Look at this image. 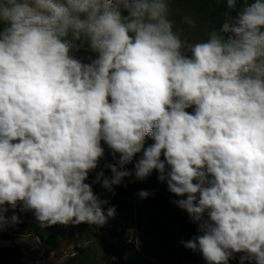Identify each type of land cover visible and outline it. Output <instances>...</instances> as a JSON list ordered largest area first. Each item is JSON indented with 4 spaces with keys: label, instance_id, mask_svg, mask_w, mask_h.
I'll list each match as a JSON object with an SVG mask.
<instances>
[{
    "label": "clouds",
    "instance_id": "obj_1",
    "mask_svg": "<svg viewBox=\"0 0 264 264\" xmlns=\"http://www.w3.org/2000/svg\"><path fill=\"white\" fill-rule=\"evenodd\" d=\"M226 3L193 43L169 0H0V230L18 205L42 228L114 218L86 182L103 141L119 159L93 183L114 195L155 170L198 224L185 248L264 264V0ZM84 41L91 63L71 54Z\"/></svg>",
    "mask_w": 264,
    "mask_h": 264
},
{
    "label": "rangeland",
    "instance_id": "obj_2",
    "mask_svg": "<svg viewBox=\"0 0 264 264\" xmlns=\"http://www.w3.org/2000/svg\"><path fill=\"white\" fill-rule=\"evenodd\" d=\"M226 0H169L170 16L175 29H182V39L198 42L207 39L213 29L219 30L223 16L213 13L214 8L223 5ZM254 0H247L252 3ZM239 9L245 6V0H237ZM185 17L195 21V26L185 22ZM0 24V29L3 28ZM75 58L84 63V53L73 51ZM95 60L99 53L95 51ZM190 54V53H189ZM93 60L86 63H91ZM194 113L195 106L187 109ZM105 153L98 167L89 173V184L101 199H107L115 206L116 215L103 226L86 223L54 225L42 228L30 211H21L17 206L15 213L19 223H9L0 230V249L10 252L14 264H207L199 251L183 246L181 241H188L200 235L198 225L196 232L184 239V222L189 220L186 210L168 212L172 201L186 197H177L168 190L167 182L145 184L135 176L125 177L118 186H113L114 195L93 183L98 172L103 171L110 178L111 170L107 164H115L119 158L112 160V150L101 141ZM134 163L125 165L134 171ZM154 171V170H153ZM155 173V172H154ZM156 174V173H155ZM147 178V177H146ZM145 178V179H146ZM210 178V177H209ZM144 179V181H145ZM141 190L148 191L146 198L139 197ZM174 196L173 199L171 197ZM13 215L9 208L7 217ZM174 217V223L170 219ZM243 253H235L229 264H240ZM244 264H249L245 261ZM254 264V262H252Z\"/></svg>",
    "mask_w": 264,
    "mask_h": 264
},
{
    "label": "trees",
    "instance_id": "obj_3",
    "mask_svg": "<svg viewBox=\"0 0 264 264\" xmlns=\"http://www.w3.org/2000/svg\"><path fill=\"white\" fill-rule=\"evenodd\" d=\"M239 8V5L237 4V10ZM227 9V3L225 2L223 5L217 7V8H214L213 10V13L215 15H218V16H223V13L226 11ZM235 14V13H233ZM77 43H80V42H77ZM80 52L84 53V63L88 62V61H91L95 58L96 54H95V51L90 47L89 43L87 41H84L83 42V45L82 47H80L79 49ZM154 143L153 140H151L150 138H147L146 137V140H145V147L149 146L150 144ZM140 155H142V153H139L136 155V157L134 158V161L135 160H138L140 158ZM117 158H119V154L116 153L115 154V159L113 157L112 160H116ZM161 159H163V156L161 157ZM156 174H155V173ZM157 175H158V172L157 171H153L146 179L145 181L143 180V182H145V184H156L157 183ZM174 196L171 197V199H173ZM20 206V205H18ZM176 208V212H177V215L179 216V221L182 220V218L180 217V211H181V208L175 203V201H172L171 200V203L169 205V208H168V212L171 213L173 210H175ZM31 212H32V215H31ZM30 213V215L34 218H35V215L33 213V211H29L28 214ZM171 222L174 223L175 221V218L172 217L170 219ZM198 224L194 221H192L191 218H189L188 221H185L184 222V239H187L189 237H191L194 233V231L196 232V226ZM0 264H14V262H12V259H11V256H10V252L6 249H0ZM18 264V263H16Z\"/></svg>",
    "mask_w": 264,
    "mask_h": 264
}]
</instances>
